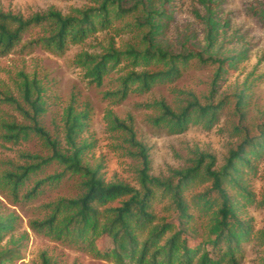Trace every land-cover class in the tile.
<instances>
[{
	"label": "trees",
	"instance_id": "obj_1",
	"mask_svg": "<svg viewBox=\"0 0 264 264\" xmlns=\"http://www.w3.org/2000/svg\"><path fill=\"white\" fill-rule=\"evenodd\" d=\"M175 1L94 0L92 5L72 8L67 14L49 9L26 19L0 11V55L17 46L31 26L42 31L35 42L61 54L69 45L81 44L100 31H117L115 23L129 17L120 29L135 32L137 43L126 44L122 50L109 45L99 54H78L76 63L83 69L84 77L100 85L110 71L126 68L118 77V88L106 93L107 97L122 101L131 92L144 93L157 83L173 81L192 60L215 66L209 90L202 99L190 91L177 90L185 97L175 108L164 99H153L147 106L157 112L151 118L154 125L170 134H180L192 125L212 129L232 102L238 121L231 127L235 141L228 147L223 163L216 167L214 155L195 148L189 165L171 168L164 177L154 176L149 172L148 150L135 138L131 119L126 122L107 112L108 125L126 134L129 154L138 160V166L137 186L106 182L98 167L84 161L87 144L79 141L89 117L88 109L76 110L74 99L64 108L61 144L39 123V116L45 112L42 85L35 77L23 76V105L8 95L4 99L13 103L30 123H3L2 137L17 143L34 135L50 154L42 157L26 153L24 156L31 162L4 171L0 182L16 197L45 165L52 161L60 164L63 170L59 174L34 180L23 193L26 199H32L46 183L56 182L65 173L79 176L80 192L47 203L45 215L31 220L30 227L97 259L114 264H242L244 245L257 242L263 246L259 264H264V230H255L253 219L247 214V207L256 201L248 177L257 174L264 159V121L246 122V108L252 95L247 80L231 93L219 95L218 90L225 77L237 69L242 53L226 52L218 44L224 25L217 17L219 2L215 0H196L205 10L203 15L197 14L204 25L203 48L189 38L177 51L163 44L161 38L173 19ZM261 15L264 18V8ZM150 66L160 68L149 70ZM156 204H161V208L156 209ZM13 228L12 218L1 217L0 241ZM188 233L199 238L193 246L188 243ZM102 237L110 239L111 247L99 249L98 240ZM22 245V241L16 240L0 250V264L19 259ZM39 258L40 264H54L45 253Z\"/></svg>",
	"mask_w": 264,
	"mask_h": 264
},
{
	"label": "rangeland",
	"instance_id": "obj_2",
	"mask_svg": "<svg viewBox=\"0 0 264 264\" xmlns=\"http://www.w3.org/2000/svg\"><path fill=\"white\" fill-rule=\"evenodd\" d=\"M94 0H0V11L19 15L26 19L36 13L56 9L67 14L72 8L92 5ZM130 0H126L129 2ZM218 1L217 17L224 25L218 44L226 52L242 53L237 69L231 72L219 85V95L228 94L240 87L245 80L251 84V96L246 108V122L256 124L264 121V18L261 10L264 0H215ZM205 10L196 0H177L174 4L173 19L163 34L161 41L171 50L181 49L185 38L193 40L200 49L205 45L204 25L197 14ZM129 20V17L125 18ZM124 21L116 22L117 31H100L81 44L69 45L58 54L45 49L35 40L42 36L40 27L31 26L10 52L0 55V175L14 170L18 165L31 162L26 153L48 156L49 149L36 136L27 140L8 142L3 123L29 124L13 103L4 99L8 95L21 105V83L23 76L35 77L43 87L45 112L39 116V123L50 134L64 144L62 135V113L73 101L76 110L88 109L89 117L80 133L79 141L87 144L84 161L91 167L99 168V174L106 182L119 181L137 186L136 167L138 160L129 154L130 146L125 141L126 134L111 129L106 116L111 112L126 122L131 119L135 138L144 144L150 159V174L158 177L168 175L171 168L189 165L193 149L198 148L215 156L216 167L221 165L227 149L235 141L231 137V127L238 117L230 103L221 114L218 124L206 130L192 125L185 132L170 134L165 128L154 125L151 118L156 110L148 107L153 99H164L175 108L184 98L177 90L190 91L199 99L209 90L215 66L192 60L173 81L157 83L144 93L131 92L122 101L107 97L106 93L118 88V77L125 69L110 71L100 85L84 77L83 69L76 63L82 52L99 54L112 45L118 50L126 44H136L135 32L120 29ZM124 62L120 63L123 66ZM160 67L150 66L149 70ZM231 100V96H229ZM42 172L31 178L13 196L0 182V218L13 219L14 228L0 241V250L9 247L16 240L22 241L21 257L8 264H40L39 255L45 253L54 264H114L97 259L75 247L55 241L30 227V221L42 218L45 205L59 197L76 196L79 190V176L65 173L54 183H46L43 191L35 198L26 199L23 193L34 180L52 174H59L63 168L55 161L45 165ZM251 191L255 194V204L247 207V214L253 219L255 230H264V159L260 162L256 175L248 177ZM200 188H196L198 191ZM261 201V202H260ZM161 204H156L160 209ZM174 219V218H172ZM176 222V219H174ZM177 223V222H176ZM187 240L193 246L199 238L188 233ZM107 237L98 240V247H111ZM263 246L257 242L244 245L242 264H259Z\"/></svg>",
	"mask_w": 264,
	"mask_h": 264
}]
</instances>
